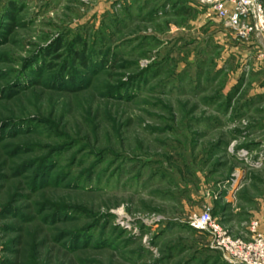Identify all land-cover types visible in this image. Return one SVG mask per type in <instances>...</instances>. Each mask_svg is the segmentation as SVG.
Instances as JSON below:
<instances>
[{
	"label": "rangeland",
	"instance_id": "rangeland-1",
	"mask_svg": "<svg viewBox=\"0 0 264 264\" xmlns=\"http://www.w3.org/2000/svg\"><path fill=\"white\" fill-rule=\"evenodd\" d=\"M263 52L199 0H0V264H229L189 222L264 234Z\"/></svg>",
	"mask_w": 264,
	"mask_h": 264
},
{
	"label": "built area",
	"instance_id": "built-area-1",
	"mask_svg": "<svg viewBox=\"0 0 264 264\" xmlns=\"http://www.w3.org/2000/svg\"><path fill=\"white\" fill-rule=\"evenodd\" d=\"M209 4L218 21L240 41L257 35L264 41V0H199ZM264 58V52L261 55ZM189 227L211 235L216 249L229 264H264V236L257 223L252 224L250 241L235 240L213 221L211 214L195 215Z\"/></svg>",
	"mask_w": 264,
	"mask_h": 264
},
{
	"label": "trees",
	"instance_id": "trees-1",
	"mask_svg": "<svg viewBox=\"0 0 264 264\" xmlns=\"http://www.w3.org/2000/svg\"><path fill=\"white\" fill-rule=\"evenodd\" d=\"M179 15H181V16H183V15H185V12H180V13H178ZM83 64V63H82Z\"/></svg>",
	"mask_w": 264,
	"mask_h": 264
},
{
	"label": "crops",
	"instance_id": "crops-1",
	"mask_svg": "<svg viewBox=\"0 0 264 264\" xmlns=\"http://www.w3.org/2000/svg\"><path fill=\"white\" fill-rule=\"evenodd\" d=\"M262 223H263V221H262ZM261 228L264 229V226H262ZM263 235H264V234H263Z\"/></svg>",
	"mask_w": 264,
	"mask_h": 264
}]
</instances>
